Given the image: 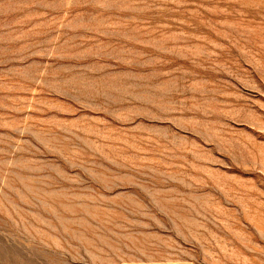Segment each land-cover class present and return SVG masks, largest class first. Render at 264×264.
Returning <instances> with one entry per match:
<instances>
[{
	"label": "rangeland",
	"instance_id": "1",
	"mask_svg": "<svg viewBox=\"0 0 264 264\" xmlns=\"http://www.w3.org/2000/svg\"><path fill=\"white\" fill-rule=\"evenodd\" d=\"M0 264H264V0H0Z\"/></svg>",
	"mask_w": 264,
	"mask_h": 264
}]
</instances>
